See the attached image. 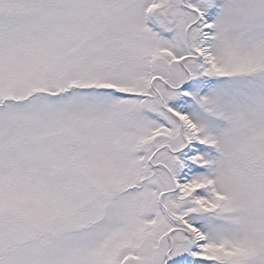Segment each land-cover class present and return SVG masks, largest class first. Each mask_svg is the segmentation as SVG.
<instances>
[{"label":"rangeland","instance_id":"374dc122","mask_svg":"<svg viewBox=\"0 0 264 264\" xmlns=\"http://www.w3.org/2000/svg\"><path fill=\"white\" fill-rule=\"evenodd\" d=\"M215 1L208 70L205 22L188 24ZM178 3L0 0V264H166L196 250L177 224L170 249L158 193L208 237L195 264H264V0ZM185 31L202 61L180 64ZM170 107L196 126L193 179L216 196L173 186L181 155L162 146L193 132Z\"/></svg>","mask_w":264,"mask_h":264}]
</instances>
